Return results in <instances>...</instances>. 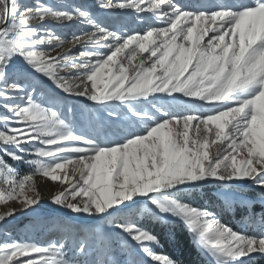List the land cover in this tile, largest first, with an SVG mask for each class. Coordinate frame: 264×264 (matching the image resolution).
I'll return each mask as SVG.
<instances>
[{"label": "snow or ice", "instance_id": "snow-or-ice-1", "mask_svg": "<svg viewBox=\"0 0 264 264\" xmlns=\"http://www.w3.org/2000/svg\"><path fill=\"white\" fill-rule=\"evenodd\" d=\"M37 175L55 215L0 229V264H180L149 226L177 223L207 264L264 260V0H0V225Z\"/></svg>", "mask_w": 264, "mask_h": 264}, {"label": "rangeland", "instance_id": "rangeland-1", "mask_svg": "<svg viewBox=\"0 0 264 264\" xmlns=\"http://www.w3.org/2000/svg\"><path fill=\"white\" fill-rule=\"evenodd\" d=\"M49 2H51V0H49ZM73 2L85 3V4L90 5V6L95 4V0H73ZM180 2L181 3H190V2H193V0H180ZM130 27L134 28V27H136V25H130ZM56 30L62 36L68 34V32H69L68 28H63V29L57 28ZM76 30H77V28H75V27L71 29V31H76ZM68 47H70V45L65 44L63 50L67 49ZM60 50H62V49H60ZM68 102L69 103H77L74 100H70ZM19 171L23 175V174H27V173L31 172V169H29L27 167H21L19 169ZM34 179L36 181L37 190L40 192L41 197H42L40 204L37 207V212H36L35 216H33L31 214L25 215L22 213H18L16 215V217L14 219H11L7 225H0V229L8 228L9 230H11L13 232V235L17 236V237H22L25 234L35 235V233L31 231L32 221L34 219L48 220L49 218H51L55 215V213H54V207L55 206H52L50 204V197L56 191L61 190L62 186L59 184V182H52V181L47 180L46 178L40 177L38 175L36 177H34ZM211 195H212L211 192L196 193L192 197H190L189 199L193 203L202 204L205 201H207ZM252 195H251V193L249 194L250 197ZM213 203H217V202L213 201ZM9 204H10V206H16L13 202H9ZM4 210H5V206L0 205V212H3ZM234 212L237 214V216H238L237 218L232 217ZM234 212L229 211V212L221 213L220 218L222 219V222H226L230 226L240 230L242 218L246 215V210L237 206L235 208ZM174 225L175 224L169 225L168 227H165V228H161L160 226H153V225L149 224V226L152 227V230L154 232H156L158 235H160L161 238H162V236L166 235V233L169 234V232L171 230L170 228H172ZM187 236L189 237L188 233H187ZM0 238H3L2 232H0ZM189 240H190V237H189ZM190 242H191V240H190ZM159 250L160 249H158V251ZM199 256H201V255L199 254Z\"/></svg>", "mask_w": 264, "mask_h": 264}, {"label": "trees", "instance_id": "trees-1", "mask_svg": "<svg viewBox=\"0 0 264 264\" xmlns=\"http://www.w3.org/2000/svg\"><path fill=\"white\" fill-rule=\"evenodd\" d=\"M211 192V191H204ZM252 195V194H251ZM237 218L234 212L233 216ZM169 234L162 236V247L160 252L169 255L171 258L180 262V264H207V260L199 256L198 251L190 242L187 232L180 224H175L170 228ZM258 259V264H264V260Z\"/></svg>", "mask_w": 264, "mask_h": 264}, {"label": "bare ground", "instance_id": "bare-ground-1", "mask_svg": "<svg viewBox=\"0 0 264 264\" xmlns=\"http://www.w3.org/2000/svg\"><path fill=\"white\" fill-rule=\"evenodd\" d=\"M63 50V49H62ZM62 50H59V51H62ZM53 54H55V53H53Z\"/></svg>", "mask_w": 264, "mask_h": 264}]
</instances>
